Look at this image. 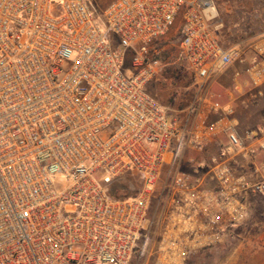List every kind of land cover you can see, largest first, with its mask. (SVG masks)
Listing matches in <instances>:
<instances>
[{"label": "built area", "instance_id": "1", "mask_svg": "<svg viewBox=\"0 0 264 264\" xmlns=\"http://www.w3.org/2000/svg\"><path fill=\"white\" fill-rule=\"evenodd\" d=\"M223 27L217 0H0V264H188L246 220L264 128L235 100L264 95V33L224 46ZM172 32L197 82L232 72L225 100L174 116L147 91ZM124 175L140 188L116 199Z\"/></svg>", "mask_w": 264, "mask_h": 264}, {"label": "rangeland", "instance_id": "2", "mask_svg": "<svg viewBox=\"0 0 264 264\" xmlns=\"http://www.w3.org/2000/svg\"><path fill=\"white\" fill-rule=\"evenodd\" d=\"M223 24L232 20L239 25L231 29L235 33L233 43L244 42L255 35L264 33V0H217ZM259 11V18L253 24L248 23L247 16L255 10ZM227 29V27H225ZM229 31H226V33ZM178 34L172 32L157 44L162 52L164 68L160 75L149 84L151 94L165 106L170 115H179L180 111L187 109L200 96L212 93L221 100L226 99V91L233 89L232 72L217 79L213 84L199 83L192 79L190 74L182 78L173 79L165 77L168 68H182L184 63L179 58ZM192 80H194L192 82ZM258 105V100L253 99L249 89L237 93L235 106L247 114L249 109ZM183 114L181 113V116ZM243 129H248L242 126ZM215 152L190 153L182 163L181 171L189 172L197 163H211L217 155ZM167 172L161 178L166 179ZM63 183H59L60 189ZM112 187L126 189L129 195H136L140 188L138 178L124 175L117 179ZM132 264H154V256L135 258ZM188 264H264V195H255L250 198V211L246 220L233 227L224 236L221 244L205 249L192 256Z\"/></svg>", "mask_w": 264, "mask_h": 264}, {"label": "crops", "instance_id": "3", "mask_svg": "<svg viewBox=\"0 0 264 264\" xmlns=\"http://www.w3.org/2000/svg\"><path fill=\"white\" fill-rule=\"evenodd\" d=\"M258 105L249 109L247 114L242 110H238V117L242 126L248 129L264 128V95L258 98ZM264 144V138L261 141ZM217 144L209 147V153L214 151ZM217 151V150H216ZM241 171L247 174L253 180L264 182V150L259 152L256 159L240 158Z\"/></svg>", "mask_w": 264, "mask_h": 264}, {"label": "trees", "instance_id": "4", "mask_svg": "<svg viewBox=\"0 0 264 264\" xmlns=\"http://www.w3.org/2000/svg\"><path fill=\"white\" fill-rule=\"evenodd\" d=\"M258 18H259V11L256 9L252 14L247 16L246 21L250 24H253L255 22V20H257ZM232 25L234 26V28H236L239 25V23L238 22H232V20L230 19V20H228V22H225L223 29L220 31V34H219L220 40L224 46H230V45L237 44V43H233V42H235L233 39L235 36V33L231 29ZM225 27H227V29ZM226 31H229V33H231V34H228V32L226 33ZM187 72H188V74H190V76H192V79L195 80L194 75L188 70V67L185 64L183 65L182 68L181 67L180 68H174V69L168 68V70H166L165 77L167 79L169 77L170 78L173 77V79H176V78L180 79L182 77H185V75H187ZM194 80H192V82ZM147 91L151 94V92L149 91V86L147 88ZM112 185L110 186V194L114 198L121 199V198L132 196V195L128 194L126 189H121V188L114 189L112 187Z\"/></svg>", "mask_w": 264, "mask_h": 264}]
</instances>
